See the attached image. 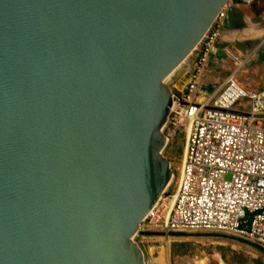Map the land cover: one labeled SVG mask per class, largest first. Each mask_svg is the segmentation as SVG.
<instances>
[{
    "label": "water",
    "instance_id": "water-1",
    "mask_svg": "<svg viewBox=\"0 0 264 264\" xmlns=\"http://www.w3.org/2000/svg\"><path fill=\"white\" fill-rule=\"evenodd\" d=\"M227 1L0 0V264H147L136 235L188 234L140 223L173 178L165 79ZM231 1L224 32L252 11ZM259 39H219L208 68Z\"/></svg>",
    "mask_w": 264,
    "mask_h": 264
},
{
    "label": "built area",
    "instance_id": "built-area-1",
    "mask_svg": "<svg viewBox=\"0 0 264 264\" xmlns=\"http://www.w3.org/2000/svg\"><path fill=\"white\" fill-rule=\"evenodd\" d=\"M245 1L251 7L262 2L264 14V0ZM231 2L190 52L197 51L189 79L183 90L174 91L164 127L184 133L182 154L177 165H170L173 178L140 229L227 234L264 249V86L247 88L236 80L255 59L264 34L243 52L231 44L223 48L230 69L208 68L216 42L225 35ZM218 68L229 72L221 80L209 75ZM211 83H216L214 90L200 92V85Z\"/></svg>",
    "mask_w": 264,
    "mask_h": 264
},
{
    "label": "rangeland",
    "instance_id": "rangeland-1",
    "mask_svg": "<svg viewBox=\"0 0 264 264\" xmlns=\"http://www.w3.org/2000/svg\"><path fill=\"white\" fill-rule=\"evenodd\" d=\"M262 4V2L255 4L252 11L243 5L241 8L246 11L248 17L253 14L263 17ZM257 30H262L261 32L264 34V22L261 24V28L257 26ZM196 53L197 51L190 53L166 77L165 83L173 91L184 89ZM245 66L236 75L237 82L247 88L264 86V63L250 67H247L246 64ZM228 73L227 70L218 68L210 72L209 75L221 80ZM162 132L167 137L162 154L168 159L171 166H175L182 154L184 133H172L167 127H163ZM186 233L188 234L185 236L136 235L134 239L147 248L149 264H264V251L247 240L232 235L224 237L206 232L191 231Z\"/></svg>",
    "mask_w": 264,
    "mask_h": 264
},
{
    "label": "bare ground",
    "instance_id": "bare-ground-1",
    "mask_svg": "<svg viewBox=\"0 0 264 264\" xmlns=\"http://www.w3.org/2000/svg\"><path fill=\"white\" fill-rule=\"evenodd\" d=\"M240 9L243 11L244 13V18L249 21V24L245 26V28L241 29V30H237V31H226L225 32V35L222 39H229V40H240V41H245L247 39H253V38H260L263 34H262V30H257V26H259V28H261V24L263 23L261 21V23H251L250 22V17L247 16L246 14V11H244L241 6H240ZM264 45V43L261 45V47ZM261 55V53H260ZM256 57V55H255ZM254 57V58H255ZM253 60V59H252ZM264 62H260V63H257V65H262ZM223 64H224V67L226 69H230L232 64L229 65V61L228 59H226L225 61H223ZM244 68V67H243ZM246 68V66H245ZM245 70V69H244ZM210 74V72H209ZM213 77V76H212ZM237 78V77H236ZM217 80H219L218 78H216ZM241 84V83H240ZM202 97H199V99H201ZM148 252V250H147ZM150 252V251H149ZM149 264V258H148V263Z\"/></svg>",
    "mask_w": 264,
    "mask_h": 264
}]
</instances>
